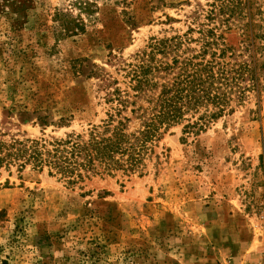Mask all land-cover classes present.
I'll use <instances>...</instances> for the list:
<instances>
[{
    "label": "rangeland",
    "instance_id": "obj_1",
    "mask_svg": "<svg viewBox=\"0 0 264 264\" xmlns=\"http://www.w3.org/2000/svg\"><path fill=\"white\" fill-rule=\"evenodd\" d=\"M86 1L92 12L75 4ZM206 2L0 0V135L103 124L106 94L128 87L121 68L152 38L193 23L197 53L193 13ZM58 11L83 28L65 34ZM224 36L239 47V30ZM183 128L134 174L71 186L47 170L0 169V264H264V94L199 133Z\"/></svg>",
    "mask_w": 264,
    "mask_h": 264
},
{
    "label": "trees",
    "instance_id": "obj_2",
    "mask_svg": "<svg viewBox=\"0 0 264 264\" xmlns=\"http://www.w3.org/2000/svg\"><path fill=\"white\" fill-rule=\"evenodd\" d=\"M75 4L92 12L88 1ZM55 17L65 34L83 28L70 13L58 11ZM197 18L196 54L188 51L193 23L183 35L152 38L121 68L128 87L106 94L111 106L103 124L61 138L0 135V169L47 170L71 186L97 176L142 172L172 126L184 123V132L199 133L232 115L251 95L260 103L264 0H207L193 13L192 20ZM233 29L241 33L238 48L225 42Z\"/></svg>",
    "mask_w": 264,
    "mask_h": 264
},
{
    "label": "crops",
    "instance_id": "obj_3",
    "mask_svg": "<svg viewBox=\"0 0 264 264\" xmlns=\"http://www.w3.org/2000/svg\"><path fill=\"white\" fill-rule=\"evenodd\" d=\"M254 258H255V259H258V256H257V255H256V256L254 255V256H252V257H249V256L246 257L247 260H255ZM198 264H200V263H198ZM211 264H212V263H211Z\"/></svg>",
    "mask_w": 264,
    "mask_h": 264
}]
</instances>
